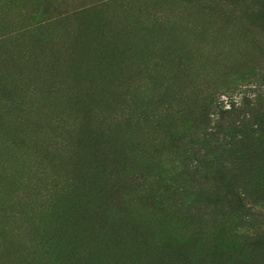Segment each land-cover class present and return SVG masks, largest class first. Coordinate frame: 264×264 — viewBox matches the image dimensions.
I'll use <instances>...</instances> for the list:
<instances>
[{
    "label": "rangeland",
    "instance_id": "1",
    "mask_svg": "<svg viewBox=\"0 0 264 264\" xmlns=\"http://www.w3.org/2000/svg\"><path fill=\"white\" fill-rule=\"evenodd\" d=\"M229 187L264 210V0H0V264H264Z\"/></svg>",
    "mask_w": 264,
    "mask_h": 264
},
{
    "label": "trees",
    "instance_id": "2",
    "mask_svg": "<svg viewBox=\"0 0 264 264\" xmlns=\"http://www.w3.org/2000/svg\"><path fill=\"white\" fill-rule=\"evenodd\" d=\"M229 196L240 205L241 209H246L251 214H254L255 213V214L264 216V210L262 209V207H260L255 202H248V201H246V199L244 198V196L243 195H240L238 193V191H236L232 187H229Z\"/></svg>",
    "mask_w": 264,
    "mask_h": 264
}]
</instances>
